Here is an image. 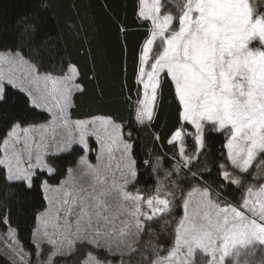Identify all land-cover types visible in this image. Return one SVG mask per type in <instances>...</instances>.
<instances>
[{
	"label": "snow or ice",
	"instance_id": "snow-or-ice-1",
	"mask_svg": "<svg viewBox=\"0 0 264 264\" xmlns=\"http://www.w3.org/2000/svg\"><path fill=\"white\" fill-rule=\"evenodd\" d=\"M159 13L160 0H144L139 15L150 20L153 29L140 57L139 82L143 86L144 99L138 101L137 120L143 123L153 118L160 74L166 72L175 85L181 105V120L196 129V152L190 156L185 155L182 129L176 130L169 141L179 144L183 167L187 168L196 159L199 150L205 147L202 122H208L217 126L218 130L228 129L227 157L234 168L248 172L257 156L264 153V16L254 17L249 0H186L177 30L171 29L172 15L161 17ZM157 39L160 45L153 55ZM150 59L153 62L149 65ZM146 65L150 70H145ZM72 73V76L65 77L41 74L35 65L18 53L0 54V99L4 97L6 86L20 88L31 98L34 107L52 113L53 123L58 120L61 125L67 126L72 90H80L79 85L68 83L74 79L75 68ZM25 84L33 86L36 94ZM96 123L75 122L81 144L85 143V137L89 134V125ZM98 123L99 128L92 134L100 140L101 136L97 133L103 132L108 142L102 145L101 151L111 153L120 136L119 126L113 125L111 120H100ZM110 127L116 131L107 135ZM39 128V140L29 135L32 129L21 130L19 124L8 133V139L3 140L4 152L0 165L6 167L9 180H24L30 187L34 173L29 169L47 168L49 173L53 171L43 159L45 153L42 148L45 134L51 131L54 138L55 129L45 125ZM69 135L72 133L69 132ZM130 149L131 145H124L125 152ZM24 153H27L26 168L21 167ZM33 158L35 164L32 163ZM111 159L109 155V162L101 167L81 158V163L85 165L82 176H89L91 180L89 190L75 189V185L72 190H64V199L58 202L68 206L64 209V223L62 226L58 223L62 210L58 207L54 218L43 221L44 236L48 235L50 223L54 228H71L68 217L79 201L82 207L74 222L75 232L70 235L96 248L105 247L108 250H111L113 242L122 243L117 238L128 234L127 225L119 230L112 228L107 231L100 227L101 221H104L105 227L111 223L105 213L109 212L107 197L113 192H118L124 201L134 202L131 214L137 218V226L141 214L151 220L155 215L171 210L172 201L168 198L171 193H165L162 197L157 190L156 195L145 200L140 194L125 191L127 181L118 184L112 178L109 184ZM129 171L132 177L136 176L131 166ZM221 175L224 181L239 184L237 179L229 180V172L223 171ZM44 187L47 191L48 186L45 184ZM55 191L59 192L60 189ZM141 201L146 203L149 212L141 213ZM183 209L184 216L176 228L175 248L166 257L169 264H177L175 258L182 250H185L184 258L178 264H190L197 250L210 255L211 264H224L225 258L233 253L237 258L236 264H239L241 249L257 242L264 245V185L257 189L247 187L238 205L221 201L220 193L210 192L207 187H193L183 200ZM61 237L65 238L63 232ZM84 264L103 262L89 253Z\"/></svg>",
	"mask_w": 264,
	"mask_h": 264
},
{
	"label": "trees",
	"instance_id": "trees-1",
	"mask_svg": "<svg viewBox=\"0 0 264 264\" xmlns=\"http://www.w3.org/2000/svg\"><path fill=\"white\" fill-rule=\"evenodd\" d=\"M138 8L139 0H0V50H18L43 71L62 72L74 65L82 89L73 96L71 118L104 116L120 124L133 141L139 187L145 188L152 185L150 169L156 159L167 166L172 163L177 146L169 141L182 120L174 86L166 75L153 120L142 125L136 120L138 64L149 35V23L140 21ZM40 118L23 94L8 89L0 99V144L14 123ZM223 145L222 134L207 131L202 165L209 169L194 178L204 179L236 205L241 189L225 183L221 175ZM74 149L55 157L56 173L48 181L58 183L64 177L80 155ZM184 173L190 176V171ZM41 179L38 176L31 187L10 182L0 165V220L8 217L32 250L37 215L45 206ZM0 264L12 263L0 252Z\"/></svg>",
	"mask_w": 264,
	"mask_h": 264
},
{
	"label": "rangeland",
	"instance_id": "rangeland-1",
	"mask_svg": "<svg viewBox=\"0 0 264 264\" xmlns=\"http://www.w3.org/2000/svg\"><path fill=\"white\" fill-rule=\"evenodd\" d=\"M151 2V0H149ZM186 4V0H160V13L159 15L163 17L164 15H172L173 23L171 25V29L178 30V20L180 15L182 14V9ZM250 8L253 11L254 17L264 16V0H249ZM144 0H140V11L143 9ZM141 17V16H140ZM142 22L149 23V35L145 42L143 43V48L146 44V41L151 36V31L153 29V25L150 20H146L141 17ZM160 41L157 39L155 45L153 46L152 54L155 55L157 50L159 49ZM259 47V45H257ZM142 48V50H143ZM141 50V54H142ZM19 54L24 57L30 64L35 65L38 71L41 74H51L53 77H65L72 76V69L74 66L69 65L62 72H48L40 70V68L29 58L24 56L20 51L13 49L0 50V54ZM153 61L150 59L148 64L150 65ZM76 70V68H75ZM145 70H150L148 66H145ZM165 78V72L160 74V86L157 92V100L154 106V114L155 116L157 110V104L159 100V92L162 81ZM140 75L138 77V83L140 85V90L136 98V116L139 108L138 101L144 99V91L143 86L140 84ZM70 85H79L80 90L81 85L78 83V72L76 70V74L74 79L68 82ZM25 87L33 90V94L35 95V91L33 86L25 84ZM8 89L16 90L23 94L27 100V104L30 108H32L38 116H41L40 119H37L35 122L31 123H14L11 128L7 131L6 136L3 140L8 139V133L13 129V127L17 124L20 125V129L29 128L32 131L29 133L30 136L39 140L40 136V125L48 126L50 129L54 128V138L53 133L50 131L45 134V139L43 142L42 151L45 153L43 159L45 162L53 168V171L49 173L47 168H31L29 171L33 172L32 184L34 180L39 176H42L40 187L43 193V198L45 201V206L42 211H40L37 215L36 225L32 233V241L33 247L26 246L22 241L18 229L11 225L8 217H4L0 220V252L1 254L8 259L12 264H49V258L51 257V264H84V262L88 259V254L91 253L98 260L102 261L103 264H169V261L166 259L169 253L175 248V240H176V228L179 221L184 216L183 209V200L186 197L187 193L191 191L193 187H200L201 189L207 187L210 192L220 193L219 191L214 190L209 186V184L204 179H196L193 176V173L196 175L201 172H206L209 169L207 166L202 165V160H206V154L204 153L206 147V133L209 130L213 132L220 133L224 136V145L223 148L225 150V163L222 164L221 173L223 171H227L230 173L229 180L237 179L239 180V184H236L240 190V196L236 200V205L241 201V197L244 195L247 187H252L253 189H257L260 186L264 185V153H260L257 156L256 161H254L253 166L248 170V172H241L238 169L234 168L231 165L230 160L227 157V141L229 138L228 129L218 130L217 126L208 123L202 122V133L205 142V147L199 150L196 159H193L187 168L183 167V161L179 155V144L176 143L177 150L173 155L172 163L167 166L166 163L162 160L156 159L153 165H151L150 174L152 176V185H149L145 188L139 187L138 181V169L136 168V160L133 156V141L127 138L124 133L123 127L120 124L115 123L109 117L96 116L92 118H86L81 120L72 119L70 115L71 107L73 106V96L76 92L80 91L76 88L72 90V105L68 109V125L63 126L57 120L53 123L52 113L48 112L44 108H36L31 103V98L27 95L25 91H22L20 88H13L11 86L5 87V93ZM4 93V96H5ZM4 98V97H3ZM53 111H56L55 109ZM153 118L149 120H145L143 123L138 122V124H147L151 123ZM100 120H111L113 125L119 126L120 136L116 141V144L113 145V150L111 153L107 151H101L102 145L107 144V136L103 132L97 133L101 136L100 140H97L96 135H93V132H96L99 128ZM77 121H96V124H90L88 128V135L85 137V143L81 144L79 142V136L77 135V130L75 126V122ZM186 128H188L189 133ZM184 132V149L185 155H192L196 152V129L193 125L188 122L182 121V125L179 127ZM116 129L109 128V133L107 135H112ZM69 132L72 135H69ZM22 134V133H21ZM0 144L1 149V158H3V145L2 142ZM192 144H191V143ZM131 145V149L129 152L124 151V145ZM11 145V141H10ZM17 147H22V145H18ZM80 151V155H78L74 164L69 165L67 167V171L64 177L57 183L48 181V179L56 173L55 167V157L59 154L67 153L69 151L75 150ZM80 148V150H79ZM11 150V148L9 149ZM109 155L112 157L111 159V177L109 179V184L111 183V179L114 178L118 184H124V189L128 193L133 195L140 194L147 200L148 197L154 196L157 194V190H159V194L163 197L165 193H171L172 195L168 198L172 201L171 210L167 211L163 214H157L153 217V219L148 220L144 215H139L138 219L140 221L139 226L136 224V217L132 216V211L134 210V202L132 201H124L120 197L118 192H113L111 195L107 197V202L109 205V212L105 213L109 216L111 223L107 224L105 227L104 221L100 222V227L107 231L108 229L115 228L119 230L121 228H125L127 225V235L124 237H118V241H123L122 243L113 242L111 246V250H108L105 247L96 248L91 244L85 243L82 240L76 238L70 233L75 232L74 222L77 214L80 212L82 207L81 203L78 201L77 204L72 208V215L68 217L69 223L72 225L69 229H64L63 227H52V224H49L48 227V235H43V221L46 218H54L56 208H62L59 213L61 219L58 222L61 226L64 223V209L68 206L63 205L58 202H62L64 199V190L73 189V185H75V189L83 188L85 190H89V184L91 183L89 176H82V173L85 171V165L81 163V158H85L87 162L93 166H101L106 165L109 160ZM35 156V149L33 150V157ZM23 162L21 164L22 168L27 167V153H24ZM201 163L199 164V162ZM134 162V163H133ZM32 163L35 164V159L33 158ZM4 167L3 165H1ZM129 166L135 170L136 176L132 177L129 171ZM177 166H179V170L177 171ZM6 172V177L8 179V171L6 167H4ZM71 170V172H70ZM190 171V176L186 175L184 172ZM43 174V175H42ZM46 176V177H45ZM185 176V177H184ZM187 177V178H186ZM54 178V177H53ZM10 182H23L27 187L28 184L24 180H9ZM228 182V181H227ZM225 181V183H227ZM210 183H212L210 181ZM230 183V182H228ZM48 186V190L45 191L44 185ZM30 186V187H31ZM104 187H108L105 185ZM56 189H60L59 192L55 191ZM215 199V197H213ZM71 201V198L69 197ZM220 200L230 203L225 200L220 193ZM51 201V204H50ZM91 201H89L90 203ZM232 204V203H231ZM141 205V213L149 212V209L143 201L140 202ZM235 205V204H233ZM223 206V205H222ZM91 211V209H89ZM61 232L64 233V237L62 239ZM56 241V243H50V241ZM70 240L75 242L69 243ZM264 245H260L258 242L250 245L248 248L240 250V258L239 264H250L251 261L257 259L256 256H260L259 263L264 262V249L262 248ZM248 249V250H247ZM185 250H182L180 254L175 258V261L178 262L184 258ZM55 253V255H53ZM218 255V254H217ZM254 255V258H252ZM256 255V256H255ZM233 256L235 257L234 253ZM236 258V257H235ZM247 261V262H246ZM190 264H211V257L208 254L202 253L200 250H197L194 253V256L191 258ZM224 264H234L232 261H224Z\"/></svg>",
	"mask_w": 264,
	"mask_h": 264
},
{
	"label": "crops",
	"instance_id": "crops-1",
	"mask_svg": "<svg viewBox=\"0 0 264 264\" xmlns=\"http://www.w3.org/2000/svg\"><path fill=\"white\" fill-rule=\"evenodd\" d=\"M139 13H140V0H139V8H138V16H139V18H140V21H141V17H140V15H139ZM142 22V21H141ZM140 57H141V52H140ZM71 66H74V65H71ZM75 67V66H74ZM76 68V67H75ZM76 70H77V68H76ZM139 71H140V58H139V64H138V77H139ZM78 72V71H77ZM165 75L170 79V81L172 82V84H173V86H174V90H175V85H174V82L171 80V78L167 75V73L165 72ZM175 94H176V92H175ZM176 98H177V101H178V103H179V100H178V97H177V95H176ZM180 104V103H179ZM180 107H181V105H180ZM102 117H104V116H102ZM263 249H264V247H262ZM248 250V249H247ZM256 256V255H255ZM257 257V259L256 260H254V261H251V263L250 264H264V262H260L259 263V259H260V256L258 255V256H256ZM240 258V257H239ZM252 258H254V255H252ZM226 259V261H227V263H228V261H232L234 264H236V259L237 258H235L234 256H233V254L232 255H230V256H228V257H226L225 258ZM247 262V261H246Z\"/></svg>",
	"mask_w": 264,
	"mask_h": 264
}]
</instances>
